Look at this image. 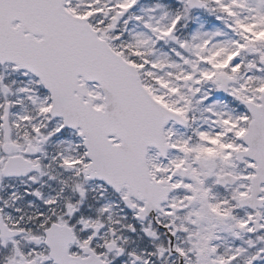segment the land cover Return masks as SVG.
Wrapping results in <instances>:
<instances>
[{"label":"snow or ice","instance_id":"snow-or-ice-1","mask_svg":"<svg viewBox=\"0 0 264 264\" xmlns=\"http://www.w3.org/2000/svg\"><path fill=\"white\" fill-rule=\"evenodd\" d=\"M0 264H264V0H0Z\"/></svg>","mask_w":264,"mask_h":264}]
</instances>
